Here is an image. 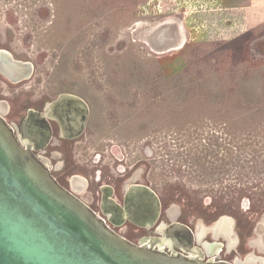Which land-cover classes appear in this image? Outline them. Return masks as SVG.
Returning a JSON list of instances; mask_svg holds the SVG:
<instances>
[{"label":"rangeland","instance_id":"1","mask_svg":"<svg viewBox=\"0 0 264 264\" xmlns=\"http://www.w3.org/2000/svg\"><path fill=\"white\" fill-rule=\"evenodd\" d=\"M0 49L34 67L0 77L8 123L47 97L88 104L69 176L103 182L137 148L164 211L212 232L242 211L232 188L264 172V0H0Z\"/></svg>","mask_w":264,"mask_h":264},{"label":"water","instance_id":"2","mask_svg":"<svg viewBox=\"0 0 264 264\" xmlns=\"http://www.w3.org/2000/svg\"><path fill=\"white\" fill-rule=\"evenodd\" d=\"M33 70L31 62L0 50V75L10 83L29 80ZM88 115L84 100L71 94L59 95L43 113L29 111L19 128L0 112V264H229L202 261L200 251L193 258L129 242L62 188L44 160L24 147L26 141L50 140L49 120L58 122L63 132L70 124L75 138L84 131ZM75 180L86 186L82 178ZM110 204L119 211L116 203ZM125 209L130 221L150 227L160 203L151 190L135 186L125 196ZM173 223L167 227L171 237L180 230L192 238L187 227Z\"/></svg>","mask_w":264,"mask_h":264},{"label":"flooded vegetation","instance_id":"3","mask_svg":"<svg viewBox=\"0 0 264 264\" xmlns=\"http://www.w3.org/2000/svg\"><path fill=\"white\" fill-rule=\"evenodd\" d=\"M0 77L2 76L0 75ZM4 80L6 79L4 78ZM6 81L11 85H19L28 80L17 84ZM56 98L50 99L47 97L37 100V105H31L27 108L18 126L14 125V123L9 124L19 128L29 111L43 113L46 106ZM3 102L0 101V112H2L4 119L7 121L6 118L10 114V108L8 103H6L7 107L5 108ZM86 105L88 106L87 103ZM88 111L90 114L89 106ZM87 124L88 120L82 134L72 138V127L69 126L70 124L65 127V132H63L58 122L49 120L51 128L50 140L46 143L38 141L32 144L25 140L26 145L24 147L29 148L42 161L44 160L43 163L48 167L56 182L84 202L92 212L104 219L114 232L122 235L123 238L133 244L153 245L155 249H161L166 253L174 251L184 256L197 258L198 254L196 251H200L203 258L202 261L213 260L229 264H264V188L261 189L264 186V172L260 177H245V183L242 186H237L239 191L232 188L234 205H237L240 201L239 203L241 204L238 205L242 209L241 212H236V208L233 206L232 210L234 213H232L231 219L228 222L221 220L218 226H221L219 230L218 227L217 230L214 229L212 232H204L200 228L195 230L187 223L178 220L177 213L172 207L167 212L166 210L164 211L166 201L159 197L150 182L140 181L141 174H145L148 169V174L150 175L152 167L149 163L147 164L148 168L142 166V159L139 158V149L137 148L122 146L121 154L118 155L120 158L117 159L119 162L118 175L114 176L107 170L106 174H101L104 177L103 182H100L101 177H99L98 181L95 178L92 182L91 178H82L86 182V186L83 188L80 182L75 180L78 176H69L72 166L69 165L67 156L72 155L79 148L86 150V142H80L78 146L76 142L84 135ZM107 150L105 151L107 152ZM113 152L116 153V151ZM99 153L100 155H106L105 152ZM98 162L94 163L97 164ZM96 166L94 165L93 167L96 168ZM234 183L236 184V182ZM135 186L146 187L158 197L160 203L159 216L150 227H143V222L140 220L137 221L140 225L130 221L129 212L125 209V196L130 188ZM241 191H244L246 198L240 200ZM111 201L120 207L119 211L113 209L110 204ZM173 222L187 227L192 233V238L190 239L180 230L174 237H171L167 233V227L172 225ZM208 232L213 233L214 240L203 243L204 235H207ZM134 234L138 238L135 241H131L129 236ZM197 234L201 236L200 240ZM224 243L228 244V249L224 247Z\"/></svg>","mask_w":264,"mask_h":264},{"label":"bare ground","instance_id":"4","mask_svg":"<svg viewBox=\"0 0 264 264\" xmlns=\"http://www.w3.org/2000/svg\"><path fill=\"white\" fill-rule=\"evenodd\" d=\"M221 228V226L220 227H218V230ZM215 230H217V227L216 228H214Z\"/></svg>","mask_w":264,"mask_h":264}]
</instances>
